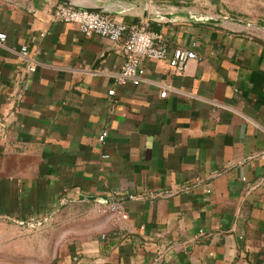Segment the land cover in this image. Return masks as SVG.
I'll return each mask as SVG.
<instances>
[{
	"label": "crops",
	"instance_id": "obj_1",
	"mask_svg": "<svg viewBox=\"0 0 264 264\" xmlns=\"http://www.w3.org/2000/svg\"><path fill=\"white\" fill-rule=\"evenodd\" d=\"M71 1L124 24L152 5L168 56L196 59L119 83L122 40L54 21L57 0H0V244L65 212L71 238L34 264H264V37L185 17L264 28V0Z\"/></svg>",
	"mask_w": 264,
	"mask_h": 264
},
{
	"label": "built area",
	"instance_id": "obj_2",
	"mask_svg": "<svg viewBox=\"0 0 264 264\" xmlns=\"http://www.w3.org/2000/svg\"><path fill=\"white\" fill-rule=\"evenodd\" d=\"M110 15L108 12L80 10L61 3H57L51 12L54 21L72 24L87 37L96 35L110 42L123 41L124 63L117 74L119 83L128 81L134 86L139 85L145 73L142 65L144 59L168 60L169 66L176 75H181L186 64L196 59L193 52L182 48L176 49L169 57L164 42L150 31V21L142 19L138 23L124 24L115 21ZM4 42L5 37L0 35V46H3ZM20 55L25 61V71L28 74L35 72L37 62L29 56L26 46L21 47ZM166 91L164 89L160 93L161 98L166 96ZM113 94L114 90L108 91L109 96ZM106 137L107 131L103 130L97 136V142L103 145ZM109 207L121 219H126L127 216L123 212L121 202L114 201ZM33 222H35L34 219H31L29 223Z\"/></svg>",
	"mask_w": 264,
	"mask_h": 264
},
{
	"label": "rangeland",
	"instance_id": "obj_3",
	"mask_svg": "<svg viewBox=\"0 0 264 264\" xmlns=\"http://www.w3.org/2000/svg\"><path fill=\"white\" fill-rule=\"evenodd\" d=\"M237 10L241 11V0H236ZM256 11V10H254ZM240 13V12H239ZM240 16V14H239ZM42 220V219H40ZM36 227H25L24 243L22 247H5L0 244V264H34L35 262H49L54 252L71 238L66 213H59L56 217Z\"/></svg>",
	"mask_w": 264,
	"mask_h": 264
},
{
	"label": "water",
	"instance_id": "obj_4",
	"mask_svg": "<svg viewBox=\"0 0 264 264\" xmlns=\"http://www.w3.org/2000/svg\"><path fill=\"white\" fill-rule=\"evenodd\" d=\"M57 1L69 7H73V8L80 9V10L94 11V12H108L109 7H110V5H107V4L99 6V7L98 6L97 7H85V6H81V5L73 3V1L71 0H57ZM170 17H171L170 15L169 16L162 15L157 8L153 6H149V5H146V6L144 5V9L141 14L142 19L148 20L150 22H163L166 20H170ZM185 17L192 21L206 22V23L215 24V25L228 24L230 26H238V27H241L245 32H249L257 36L264 37V28L257 26V25H251L249 23L242 22L237 19H230V18H208V19L205 18L204 19V18H195L190 15H186ZM79 199L80 200L87 199L89 201L94 200V198H91V197L84 198L83 196H80ZM44 222L45 220L42 219V220L35 221L33 223L21 222L19 224L22 226L36 227V226L43 224Z\"/></svg>",
	"mask_w": 264,
	"mask_h": 264
}]
</instances>
